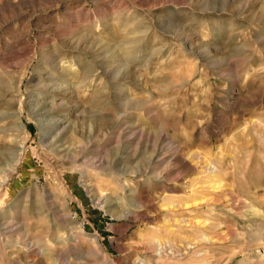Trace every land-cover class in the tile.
Instances as JSON below:
<instances>
[{
    "label": "rangeland",
    "instance_id": "obj_1",
    "mask_svg": "<svg viewBox=\"0 0 264 264\" xmlns=\"http://www.w3.org/2000/svg\"><path fill=\"white\" fill-rule=\"evenodd\" d=\"M0 264H264V0H0Z\"/></svg>",
    "mask_w": 264,
    "mask_h": 264
},
{
    "label": "bare ground",
    "instance_id": "obj_2",
    "mask_svg": "<svg viewBox=\"0 0 264 264\" xmlns=\"http://www.w3.org/2000/svg\"><path fill=\"white\" fill-rule=\"evenodd\" d=\"M196 161L201 165V173H203V175L200 176V180H198L195 184H193L186 192L189 203H182L180 205H176L180 207L177 209H183L190 213L195 209L194 207L204 205L207 203L224 204L225 206L231 207V208H235L233 206L239 205L240 200L236 199V196L233 193L234 191H232L233 189H231L230 188L231 186H228L229 184L226 183L222 179L220 169L212 165L211 159H207L205 156L203 155L201 156L197 154ZM205 188H208V190H212L210 191L209 195H204L195 201H191L192 195H194L201 189H205ZM237 207H240V206H237ZM185 222L189 226L196 225V220L192 218H187ZM155 245L157 247L159 246L158 247L159 249L157 248V250H159L160 252L163 253L164 251H167L170 248L171 253L179 257L180 255L183 256L187 254V252L192 248L191 246L184 247L182 246V244L181 245H178V244L171 245L168 247L169 244L166 245L165 242H163L161 239L155 240Z\"/></svg>",
    "mask_w": 264,
    "mask_h": 264
}]
</instances>
